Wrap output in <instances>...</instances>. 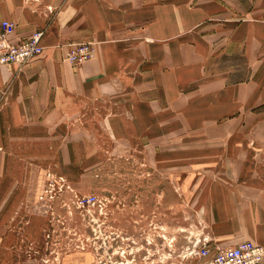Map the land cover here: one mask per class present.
<instances>
[{
	"label": "crops",
	"instance_id": "obj_1",
	"mask_svg": "<svg viewBox=\"0 0 264 264\" xmlns=\"http://www.w3.org/2000/svg\"><path fill=\"white\" fill-rule=\"evenodd\" d=\"M3 20L12 23V43L43 30L44 52L0 67V264H31L36 249L52 264H93V249L70 243L50 257L47 248L48 238L79 236L83 220L81 231H93V217L80 218L74 206L78 191L97 188L100 169L109 236L129 235L122 220L138 217L111 212L114 201L165 204L168 223L178 190L183 202L208 206L210 247L264 245V134L206 127L264 120L253 112L264 113V0H0V30ZM88 41L90 59H64L67 44ZM78 120H108L110 132L125 138L174 142L146 152L149 177L117 181L112 174L124 166H112ZM189 120H198V132L184 131ZM175 122L184 125L177 138ZM240 140L263 143L246 148ZM49 174L65 176L67 195L46 202ZM144 214L146 222L161 218Z\"/></svg>",
	"mask_w": 264,
	"mask_h": 264
},
{
	"label": "rangeland",
	"instance_id": "obj_2",
	"mask_svg": "<svg viewBox=\"0 0 264 264\" xmlns=\"http://www.w3.org/2000/svg\"><path fill=\"white\" fill-rule=\"evenodd\" d=\"M259 110L260 109H256L253 112H257L255 114L256 116H264V113H259ZM80 114L81 113L78 115ZM101 115V113H95L92 117L97 118ZM84 116L87 115L84 114ZM78 121L81 126L90 129L91 133L95 134V136L92 135V137H94L92 142L95 144L101 142L103 144V156L108 161H111L112 166H124L121 170L117 168L116 172L112 174L113 177H115L114 180L117 181L120 180L125 182L126 179L138 181L141 178L149 177L152 168L150 166V157L146 155V152L154 147L164 148L167 146V142L171 144L174 142L170 140L168 141L167 138L162 140L159 139L158 141H150L145 137L141 139L140 136L137 137L134 134L125 138V136H122L120 133L119 135L118 133L114 134L110 132L108 120ZM196 121L198 120H189L190 126H187L188 123L186 122L184 131L191 134L198 132L200 127ZM172 126L175 131H170L174 132L175 135L177 132H181L183 130L182 127H184V125L178 122H175V126L174 124ZM206 127L208 132L220 131L224 134H264V120H208ZM177 137L178 136L176 135L175 138ZM171 140H174L173 137ZM107 142H109V144ZM175 142L176 148L179 141L176 140ZM237 143L244 144V147L249 145L251 148L254 145L262 144L263 142L240 140ZM107 145H110V147L106 148ZM137 150L142 151L144 156H141V153L135 152ZM253 153L255 154H253L254 156L257 155V152ZM181 159L182 158L176 157L175 161L176 163L178 162L180 166L182 163L178 160ZM193 159L194 156L191 157V160ZM125 166H127L128 169H126ZM177 167L176 170L181 168ZM56 176L62 181L49 186V183L53 180V175H47L48 178L44 182L42 189V196H44L43 201H46L45 199L48 198V201L46 202H50L56 197L67 195V182H65V176L63 174H56ZM95 176L97 188L90 192L89 190L84 192L78 191L74 206L78 210L80 218L87 215L90 219L93 217V220H89L88 225L90 227V225L93 224V231L88 233L81 231L85 230L86 225L88 224L86 220H83L82 223L80 222L81 229L79 230V236L70 238L59 235L51 237V239L48 238V240L51 241L49 243V248H47L50 257L55 256L54 251H60L59 253L62 254L64 251L71 249L70 243H72V248L79 250V252H83L85 248L93 249V264H198L199 261L194 255V251L203 245L209 247L212 246L210 245L211 238L208 234V226H210L209 217H211L208 206H199L194 200L192 203L183 202L178 195V190H176L175 198V218L168 223L165 216L163 221V214L160 213L163 211L162 209L166 212L165 204L164 206L154 203L149 204L150 202L146 204V201L142 204L140 198L137 199V197L135 200L132 199L134 204H132L131 199L125 198L122 199L121 202L117 199L114 201L116 204L111 207V212H121L123 214L131 212L138 217L137 221L122 220V228L127 232L130 230L129 235L122 234L121 236L116 233L113 236H109L108 232L104 231L105 226L103 215L106 213V210H104L103 205L104 191L102 189L101 169L99 174L97 173ZM127 176H129V178ZM88 193L95 194V203L85 206L78 204V198ZM145 212H150L153 215L159 214L161 220L146 222V220H142ZM61 221L62 218L59 219V222ZM63 224H65V221ZM125 224L127 226H124ZM125 231L124 233L126 234ZM131 231L133 232L131 233ZM70 239L72 241H70ZM49 249L53 252L50 253ZM29 258L31 264H52L54 262H51L49 257L48 260L45 258L46 260L44 261L41 258L39 249H36L34 253L32 252Z\"/></svg>",
	"mask_w": 264,
	"mask_h": 264
},
{
	"label": "built area",
	"instance_id": "obj_3",
	"mask_svg": "<svg viewBox=\"0 0 264 264\" xmlns=\"http://www.w3.org/2000/svg\"><path fill=\"white\" fill-rule=\"evenodd\" d=\"M12 28V23L3 20L0 30V67H9L12 64H27L44 51L41 43L43 30L32 32L27 38L18 43H12L8 37V30ZM95 51L93 42L69 43L65 49L64 59L72 64H80L90 59ZM5 89L0 88V100ZM62 180L57 177L49 183V186L57 184ZM62 184V183H60ZM94 194H86L78 198L80 205H90L95 203ZM198 258V264H264V245L243 240L234 245L210 248L207 245L201 246L194 251Z\"/></svg>",
	"mask_w": 264,
	"mask_h": 264
}]
</instances>
